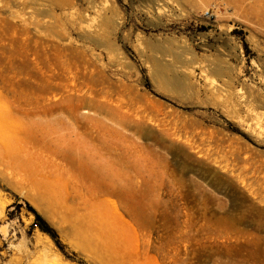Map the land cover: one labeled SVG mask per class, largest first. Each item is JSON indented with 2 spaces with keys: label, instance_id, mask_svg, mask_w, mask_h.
<instances>
[{
  "label": "rangeland",
  "instance_id": "1",
  "mask_svg": "<svg viewBox=\"0 0 264 264\" xmlns=\"http://www.w3.org/2000/svg\"><path fill=\"white\" fill-rule=\"evenodd\" d=\"M0 105V264H264V0H0Z\"/></svg>",
  "mask_w": 264,
  "mask_h": 264
},
{
  "label": "bare ground",
  "instance_id": "2",
  "mask_svg": "<svg viewBox=\"0 0 264 264\" xmlns=\"http://www.w3.org/2000/svg\"><path fill=\"white\" fill-rule=\"evenodd\" d=\"M62 105V104H61ZM1 106V105H0ZM7 106V105H6ZM6 106H5V108H6ZM53 107V106H52ZM63 107V106H62ZM19 108H20V106H19ZM24 108V107H23ZM63 108H65V106L63 107ZM67 108H68V110H71V111H76V109H74L73 107H71V106H68L67 105ZM0 109H3V107L1 106V108ZM66 109V108H65ZM7 110V109H6ZM22 111H23V113L24 114H28V115H30L29 113L31 112V110L30 109H21ZM47 110V109H46ZM3 110H0V112H2ZM5 111V110H4ZM3 111V112H4ZM6 112H9V111H6ZM13 111H11V113H12ZM4 114V113H3ZM13 114H14V112H13ZM8 115V114H7ZM10 115H12V114H10ZM9 115V116H10ZM75 115V114H74ZM6 117H8V116H6ZM86 116L85 115H83V118H79V116L78 115H75L74 116V119H75V121H76V123H77V125H78V127H88V124H86L85 123V121H84V118H85ZM16 120L17 119H19V118H15ZM14 119V120H15ZM86 119V118H85ZM21 120V119H20ZM92 121V120H91ZM97 121V120H96ZM68 122V121H67ZM71 122V121H70ZM93 123H94V120H93ZM68 125V124H67ZM36 126V125H35ZM76 127V126H75ZM102 127V126H101ZM94 128H96L98 131H99V129H100V125H94ZM1 131V130H0ZM74 131H75V129H74ZM101 131V130H100ZM99 133V132H98ZM74 134H76V132L74 133ZM72 134H70V136H71ZM89 135V134H88ZM92 135V134H91ZM47 136V135H46ZM73 136V135H72ZM75 136H77V138H75V139H78L79 140V142H81V143H86V138L82 135V133H80V132H78L77 133V135H75ZM101 136H100V134H98V136H95L94 138H100ZM65 138V137H64ZM88 139V138H87ZM68 140V139H67ZM89 140V139H88ZM69 141V140H68ZM77 142V141H76ZM80 144V143H79ZM76 145V144H75ZM87 145V144H86ZM98 145H96V147H97ZM87 147V146H86ZM83 149V148H82ZM81 149V150H82ZM92 149H93V147H92ZM81 150L79 151V152H81ZM99 150V149H98ZM97 150V148L96 149H93V150H91V148H88V149H85V151L83 150L80 154H79V156H77V157H79L78 159H75L74 158V156H70V155H73V153L72 154H70V155H66L65 153L63 154V155H65V156H67L68 158H69V160H70V162H72V163H76L77 165H78V167H80V166H82V165H85V169H86V167L88 166V168H90L89 166L91 165V166H93V167H95V168H98V169H100L101 171L103 170V169H101V167L102 166H104V162H103V160H104V153H102L101 151H98ZM77 151V150H76ZM78 152V153H79ZM11 153V152H10ZM63 153V152H62ZM66 153H67V151H66ZM58 155V154H57ZM78 155V154H77ZM65 156H64V158H65ZM62 158V157H61ZM64 160H66V159H64ZM9 161V160H8ZM95 161V162H94ZM47 164V163H46ZM75 166V165H74ZM100 167V168H99ZM81 168V167H80ZM92 168V167H91ZM90 168V169H91ZM95 170H97V169H95ZM100 170H98V171H100ZM97 171V172H98ZM106 171V170H105ZM103 172V171H102ZM62 173V172H61ZM67 174V173H66ZM94 174V173H93ZM92 174V175H93ZM100 174H102L103 175V173H100ZM63 175V174H62ZM89 175H91V174H89ZM66 177V176H65ZM93 177H94V175H93ZM96 178H97V175H96ZM103 178V177H102ZM106 178V177H105ZM70 179V178H69ZM46 181V180H45ZM60 183V182H59ZM58 183V184H59ZM52 184V183H51ZM47 186V185H46ZM49 186V185H48ZM58 186H61V185H58ZM53 187V186H52ZM47 188V187H46ZM61 188V187H60ZM64 192V191H63ZM47 193V192H46ZM85 206V205H84ZM4 206H1L0 205V213H3V211H4ZM4 214V213H3ZM0 216H1V214H0ZM7 227H3L2 228V231L4 232V233H7L8 231H7ZM45 247V246H44Z\"/></svg>",
  "mask_w": 264,
  "mask_h": 264
}]
</instances>
